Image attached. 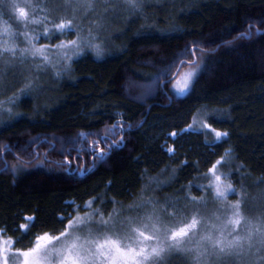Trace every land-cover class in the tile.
Here are the masks:
<instances>
[{
    "label": "trees",
    "instance_id": "16d2710c",
    "mask_svg": "<svg viewBox=\"0 0 264 264\" xmlns=\"http://www.w3.org/2000/svg\"><path fill=\"white\" fill-rule=\"evenodd\" d=\"M196 7L171 33L74 61L80 80L49 114L32 119L19 106L0 128V230L29 242L61 229L59 218L83 211L90 198L127 201L162 174L172 179L168 192L185 195L225 150L239 187L264 186V92L251 89L264 83V0H205ZM202 58L200 82L180 100L170 89L175 75ZM135 80L157 94L144 103L126 96ZM198 114L219 115L215 126L229 139L215 145L189 135L181 145L194 160H171L162 143ZM30 216L34 224L23 231Z\"/></svg>",
    "mask_w": 264,
    "mask_h": 264
},
{
    "label": "snow or ice",
    "instance_id": "6c2138e0",
    "mask_svg": "<svg viewBox=\"0 0 264 264\" xmlns=\"http://www.w3.org/2000/svg\"><path fill=\"white\" fill-rule=\"evenodd\" d=\"M125 3L132 9L141 7L138 0H125ZM59 7L61 10L70 8L72 15H61L53 19L47 14V4L36 3L34 0H0V11L10 10L24 28L29 23H43L46 37L50 33L57 37L75 35V39L61 40L53 46L56 54L69 62L71 56L78 55L85 48H90L97 57L102 56L105 49L95 42L96 33L93 28L88 27L85 34L76 16L77 11L82 9V18H87L89 11H95V0H64ZM37 9L40 10L39 15ZM0 34L8 37L13 35L7 21L0 27ZM28 43L30 47L18 49L9 40L0 42V59L7 65L12 58L19 56L22 59L27 54L41 57L44 63L48 62V46H37L32 40ZM5 56L7 59H4ZM177 63L183 64L184 61L178 60ZM196 67L199 65L196 64ZM195 73L196 68H192L183 74L182 80L176 85L178 94L190 90ZM31 87L32 82L28 80L20 91ZM9 100L14 102L11 97ZM8 111L12 109L8 108ZM185 131L181 129L182 133ZM213 131L217 140L228 135L227 132ZM170 135L177 137L178 134L173 131ZM168 151L172 152L173 149L169 148ZM221 160L209 168V187L215 199L222 206L226 204L227 210L223 215L214 212L213 219L203 215L199 207L188 208L179 201L170 200L161 204L151 197L129 205L127 211L114 209L106 214L100 208H94V198H90L85 202V208L89 211L81 214L77 207L75 215L61 216V229L34 234L25 248H14L16 242L11 237L0 236V264H9L10 253L13 254L12 264H163L165 255L173 250L189 253L193 264H225L227 258L243 262L254 248L256 251L264 250V216L253 220L244 215L243 186L234 187L227 179L228 173L217 171L216 166ZM229 195H239L241 198L228 201ZM201 202L196 197L188 199L192 205ZM29 224H34V217H27V223L19 227L27 229Z\"/></svg>",
    "mask_w": 264,
    "mask_h": 264
},
{
    "label": "rangeland",
    "instance_id": "374dc122",
    "mask_svg": "<svg viewBox=\"0 0 264 264\" xmlns=\"http://www.w3.org/2000/svg\"><path fill=\"white\" fill-rule=\"evenodd\" d=\"M204 1L138 0L141 3V7L132 9L128 7L125 0H106V3L104 0H95V11H89L87 18H82L83 10H78L76 13L77 22L83 27L85 34L88 27L91 26L93 28V31L96 33L95 42L99 43L105 49V52L102 56L97 57L90 48H85L78 55L71 56L70 62L66 58L57 55L56 49L53 46L61 40L67 41L69 39H75V35L69 34L57 37L50 33L46 37L43 32V23H29L27 28H24L21 23L17 22L14 14L10 10L4 9L0 11V27H3V22L7 21L13 31L11 37L0 34V42L9 40V42L15 43L17 48L20 49L30 47L31 45H29L28 41L32 40L37 46L43 44L50 49L49 60L46 63L42 62L41 57H32L27 54L22 59L19 56L12 58L11 62L7 65L0 59V128L7 125L13 115L15 117L18 116V112L16 111H18L19 106L22 104L24 105L25 114L32 119H38L52 112L56 103L61 99L67 98V95L73 91L76 82L80 80L78 78L80 75L76 73L72 66L73 62L77 59L86 54H90L97 59H102L119 52L121 47L129 43V41L135 39H152L156 38L159 34L171 33L181 20L184 21L187 11H194L197 9L196 5L198 6ZM34 2L47 4L49 9L47 14L50 18L54 19L61 15H72L70 8L61 10L59 7L64 0H34ZM162 5L166 9H163L161 7ZM158 6L163 9L161 13L157 11ZM172 6H174L173 9ZM36 11L39 15L40 10L37 9ZM92 21L96 23H91ZM25 33H28V35H25ZM4 59H7V56ZM196 64L199 67H196ZM196 64L183 68L170 86V89L180 100L188 96L196 84L200 82V78L206 69L207 61L205 58H202ZM192 68H196V73L193 77L190 90L184 94H178L179 89L176 85L182 80L183 74L191 71ZM28 80L32 82V87L21 92L20 89L24 88ZM261 84L250 88L255 92H264V83ZM147 88L144 83L135 80L126 86L125 94L137 102L144 103L148 97L157 94V89L148 91ZM10 97L14 102H10ZM8 108H11L12 111L9 112ZM116 114L123 115L121 111H117ZM216 116L219 115L198 114L195 120H193L191 128H185L186 131L183 133L176 131L178 134L177 137L169 135L161 146L167 157L171 160H180L182 164L190 162V156L194 160L191 154L192 152L190 153V150L186 146L181 145L182 139L192 134L204 135L206 144L211 143L217 145L225 139H229V132L215 126ZM221 117L224 118L222 115ZM213 129L219 132H227L228 135L217 140ZM169 148H172L173 151L169 152ZM226 151L212 159L207 171L195 182L191 183L185 195L175 193L174 191L168 192L167 189L171 188L172 179L170 177L165 179L164 174H162L159 178L155 177L146 180L143 189L136 196H132L130 200L117 201L109 199L106 196L101 198L97 196V198H94L93 207L100 208L106 214L112 212L114 209L127 211L129 205L138 204L151 197L154 200H158L161 204L166 200H170L173 202L179 201L181 204L187 205L188 208L199 207L203 215L214 219L212 216L214 212L223 215L227 208L226 204L222 206L221 202L215 199L209 187L211 180L209 168L223 157L221 163L216 166L217 171L219 173H228L227 179L230 180L234 187L240 188L235 180L232 179L233 175L230 169L231 151H228V154H226ZM195 163V165H199L198 161H195ZM222 179H224L223 176ZM245 190L243 188L242 210L244 215L253 220L264 216V186L259 187L258 190L251 191L249 187ZM190 197H196L198 201L202 202L197 205L189 204L188 199ZM240 198L239 195H229L228 201H235ZM113 201L117 203H113ZM203 201H206V203ZM82 208L84 210L81 211V214L89 211V209L85 208V205ZM26 230L23 228V231ZM0 236L4 238L11 237L16 242L13 244L14 248H25L31 241L25 242L8 230L0 231ZM12 255V253L9 254V264H12ZM163 264H193V262L189 253L173 250L165 255ZM225 264H264V250L256 251L254 248L243 262H234L231 258H227Z\"/></svg>",
    "mask_w": 264,
    "mask_h": 264
},
{
    "label": "water",
    "instance_id": "95a60500",
    "mask_svg": "<svg viewBox=\"0 0 264 264\" xmlns=\"http://www.w3.org/2000/svg\"><path fill=\"white\" fill-rule=\"evenodd\" d=\"M198 61H197V59H195V63L194 64H196ZM182 66L183 65H181V68H180V70L182 69ZM180 70L178 71V73L175 75V78H177V76L179 75V73H180ZM163 86H164V84H163Z\"/></svg>",
    "mask_w": 264,
    "mask_h": 264
}]
</instances>
